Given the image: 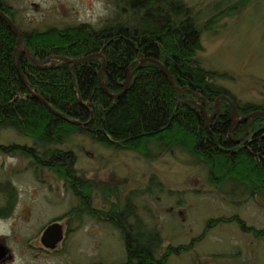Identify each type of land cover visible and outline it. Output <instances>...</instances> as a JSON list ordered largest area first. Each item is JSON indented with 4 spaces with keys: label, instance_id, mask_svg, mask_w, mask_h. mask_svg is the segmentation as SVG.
Here are the masks:
<instances>
[{
    "label": "trees",
    "instance_id": "1",
    "mask_svg": "<svg viewBox=\"0 0 264 264\" xmlns=\"http://www.w3.org/2000/svg\"><path fill=\"white\" fill-rule=\"evenodd\" d=\"M111 3L110 14L99 25L79 22L39 30L16 25L12 6L0 0V10L19 28L22 46L36 59L99 54L78 63L54 60L39 67L19 53L16 33L0 18V129L42 140L46 154L69 156L70 150L57 146L76 135L145 156L151 145L160 151L179 149L203 165L208 181L224 192L229 194L226 187L235 183L241 193L248 188L247 193L264 195V115L233 122L264 107L236 100L216 84L231 79L229 74L199 62L203 25L192 7L184 0ZM141 58L162 63L173 85L155 63L146 61L135 69ZM98 78L110 95L121 94L112 98L100 88ZM224 94L235 106L233 117L230 104L221 99L215 117L207 121L200 106L210 114L216 98ZM154 181L149 180V192L161 190L154 189ZM130 198L127 195L121 205L112 202L108 217L120 234L124 264H163L171 246L157 257L161 236L137 216Z\"/></svg>",
    "mask_w": 264,
    "mask_h": 264
},
{
    "label": "rangeland",
    "instance_id": "2",
    "mask_svg": "<svg viewBox=\"0 0 264 264\" xmlns=\"http://www.w3.org/2000/svg\"><path fill=\"white\" fill-rule=\"evenodd\" d=\"M5 1L14 10L15 24L23 29L61 28L79 22L99 25L112 10L111 0ZM184 1L203 25L201 49L196 55L199 62L209 70L229 74L231 79L216 80V84L236 100L264 107V0ZM21 47L19 44L18 50ZM54 60L50 57L45 66ZM23 137L29 136L11 129L0 133L2 139L19 141ZM57 147L73 153L71 168L85 179L83 186L79 187L78 182L75 186L83 194L90 192L93 207L109 209L112 202L121 205L131 195L137 216L161 236L157 257L171 246L163 264H264L263 196L247 193L248 189L241 193L235 183L231 189L226 187L231 190L229 194L224 192L208 181L203 165L193 163L179 149L160 151V147L151 145L145 156L137 151L107 148L81 135ZM44 177V204L39 207L47 220L64 212L78 198L65 190L63 179L47 169ZM152 177L156 180L154 189L160 191L147 190ZM235 216V221L227 220ZM219 218L222 221L214 224L212 220ZM73 240L76 264H124L120 234L111 225L100 224L95 218L83 221ZM69 242L65 253L58 255L60 264H73Z\"/></svg>",
    "mask_w": 264,
    "mask_h": 264
},
{
    "label": "flooded vegetation",
    "instance_id": "3",
    "mask_svg": "<svg viewBox=\"0 0 264 264\" xmlns=\"http://www.w3.org/2000/svg\"><path fill=\"white\" fill-rule=\"evenodd\" d=\"M215 115L216 112L211 119ZM5 129L1 128L0 133ZM17 140L0 138V226L3 229L0 230V264H45L46 261L60 264L58 255L65 253V245L69 241L68 252L72 255L73 264H76L73 239L78 227L83 221L93 218L98 219L100 224L112 226L108 218L109 209L93 207L90 192L83 194L75 186L78 182L81 187L85 179L78 177L71 168L73 153L69 156L46 154L42 140L31 137ZM46 169L63 179L65 190L78 198V202H74L64 212L47 220L42 217L39 207L44 204ZM249 193L260 195L251 191ZM235 218L232 217L231 221H235ZM52 224L61 234L58 241L47 246L42 235Z\"/></svg>",
    "mask_w": 264,
    "mask_h": 264
},
{
    "label": "water",
    "instance_id": "4",
    "mask_svg": "<svg viewBox=\"0 0 264 264\" xmlns=\"http://www.w3.org/2000/svg\"><path fill=\"white\" fill-rule=\"evenodd\" d=\"M0 18L6 22L13 30L14 32L16 33V36H17V45L21 44V32L19 30V28L13 23V21L3 12L0 10ZM19 53H24L26 56L29 57V59L31 60L32 63H34L35 65L39 66V67H48V66H45V63H47L50 58H46L44 61H40L38 59H36L35 57H33L31 55V53L29 52V50L27 48H25L24 46H22L21 48H19ZM99 54H90V55H87V56H84V57H80V58H76V59H69V58H64V57H54L55 60H60V61H64V62H72V63H78V62H82V61H85L86 59L88 58H91L93 56H98ZM101 57V56H100ZM152 62V63H155L156 65H158L164 75L166 76V78L168 79V81L173 85L170 77H169V74H168V71L167 69L162 65V63H160L158 60L156 59H153V58H141L137 61V65L135 67L138 68L140 66L141 63L143 62ZM135 69L133 71H131L127 77H126V80H125V83H124V88L123 90L121 91V93L124 92V90H126L128 84H129V81L132 77V74L133 72L135 71ZM98 83H99V86L100 88L107 94H109L105 87L103 86V84L101 83L100 81V78H98ZM121 93H119L118 95H110L112 98H117ZM36 98L38 100H40L44 105H47V103L42 100L40 97L36 96ZM220 99H224L226 100L230 106H231V115L233 117V114H234V111H235V106L233 105L231 99L227 96V95H220L216 98L215 102H214V110L212 111V114L209 116V117H206V120H210L211 117H213V115L215 114L216 112V103L218 100ZM48 106V105H47ZM200 109H201V112L203 113L204 116H206L205 114V110L202 106H200ZM256 114H262L264 115V110H255V111H252L250 113H248L247 115L239 118V119H233V122H241V121H245L247 120L248 118L252 117L253 115H256ZM61 234L60 230H58L57 228H55V224H52L50 225L48 228H46V230L44 231L43 235H42V240L44 242L45 245L47 246H52L53 243H55L56 241L59 240V235Z\"/></svg>",
    "mask_w": 264,
    "mask_h": 264
}]
</instances>
